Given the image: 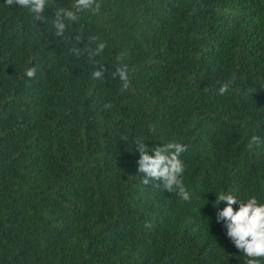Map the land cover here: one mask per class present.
<instances>
[{
  "label": "trees",
  "instance_id": "obj_1",
  "mask_svg": "<svg viewBox=\"0 0 264 264\" xmlns=\"http://www.w3.org/2000/svg\"><path fill=\"white\" fill-rule=\"evenodd\" d=\"M97 2L60 37L75 0H0V264H246L214 202L264 203V0ZM136 138L187 146L189 201L143 184Z\"/></svg>",
  "mask_w": 264,
  "mask_h": 264
},
{
  "label": "clouds",
  "instance_id": "obj_2",
  "mask_svg": "<svg viewBox=\"0 0 264 264\" xmlns=\"http://www.w3.org/2000/svg\"><path fill=\"white\" fill-rule=\"evenodd\" d=\"M47 0H6V5L12 7L19 5L23 8H28L36 15L37 20H45L44 12ZM101 5L97 0H75L73 8L75 10L58 7L55 10L54 28L56 36H64L66 30L65 21H76L78 13L85 10H92L98 12ZM95 39V38H93ZM77 43L81 42L79 36L76 37ZM106 44L101 42L97 45L96 55L103 53ZM72 53L76 56L82 54V50L73 46ZM125 54L121 53L117 59L120 60ZM37 69L35 67L26 69V75L33 78L36 75ZM108 69L101 63L97 70L92 73L93 79H105L104 73ZM113 76L119 78L122 82V91L129 88L130 78L129 69L125 64L117 67ZM233 81H226L219 88L220 94H224L229 90ZM106 108H111L109 103L105 105ZM150 131L155 132L152 126H149ZM261 138L253 135L250 141L252 144H260ZM135 151L139 152V159L137 161V171L143 174V184L149 185L153 181H162L158 184L169 193L175 192L184 201L190 200V193L186 190L183 182V174L185 171V164L181 159V154L187 151V146L178 142L163 143V146L149 147L142 138H136ZM153 152L154 155L149 153ZM226 202V207L219 209L220 202ZM234 205H239L238 209ZM214 207H217V222L223 223L226 228L227 237L233 242L235 247L242 251L248 257L246 264H259L260 257H264V203L258 202L255 196L240 200L232 194H220L214 202ZM150 226V225H146Z\"/></svg>",
  "mask_w": 264,
  "mask_h": 264
}]
</instances>
